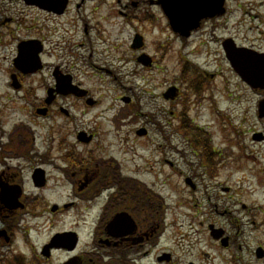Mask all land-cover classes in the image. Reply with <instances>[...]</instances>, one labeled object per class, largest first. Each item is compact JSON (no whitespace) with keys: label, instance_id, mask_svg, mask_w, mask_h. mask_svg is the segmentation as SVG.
Listing matches in <instances>:
<instances>
[{"label":"rangeland","instance_id":"1","mask_svg":"<svg viewBox=\"0 0 264 264\" xmlns=\"http://www.w3.org/2000/svg\"><path fill=\"white\" fill-rule=\"evenodd\" d=\"M228 6V27L235 40L264 46V0H229ZM105 9L101 8L102 14ZM35 14L29 9L22 13L15 1L0 2V21L4 17L9 20L1 29L0 79L6 74L11 40L38 37L42 29L47 51L42 77H50L60 66L97 100V107L85 115L71 108L74 123L98 130L102 141L96 143L104 148L99 155L119 160L124 174L146 186L153 199L158 196L149 189L153 185L161 194L155 198L156 205L163 203L172 209L174 233H183L172 244L178 247L175 254L184 259L181 264L191 260L189 255L196 251L207 253L208 264H214L215 249L211 241L207 243V223L232 233L235 220L243 222L245 232L239 240L249 242L248 264H255L253 251L264 239L259 225L264 221V141L250 139L261 129L255 113L257 96L245 90L221 61L210 32L195 33L181 41L174 39L157 17L155 27L141 30L143 51L152 61L151 67H143L133 59L130 40L134 33L125 21L122 24L116 19L113 28L84 35L71 22L72 12L46 20L44 27V17ZM221 31L227 35L226 30ZM169 87L176 88L177 97L163 98ZM124 97L130 102H123ZM50 124L32 128L37 144L71 130V125L58 121L61 129L53 128L51 133ZM141 129H145L144 135L137 134ZM200 153L214 160L213 169L208 170L205 161L202 165ZM222 188L228 191L222 192ZM66 194L55 186L53 176L43 190L26 191L28 213L19 221L20 231L13 241L0 240V264H57L65 259L64 253L55 252L48 262H42L38 254L50 236L72 229L76 222L72 210L50 211L52 204L65 201ZM222 212L225 215H220ZM246 217H252L255 224L245 225ZM92 227L90 220L76 227L83 244H87ZM11 230L14 233L17 225ZM182 235L186 243L194 242L192 249L179 242ZM17 255H23L24 260L17 263ZM140 258L141 264L151 260V256Z\"/></svg>","mask_w":264,"mask_h":264},{"label":"flooded vegetation","instance_id":"2","mask_svg":"<svg viewBox=\"0 0 264 264\" xmlns=\"http://www.w3.org/2000/svg\"><path fill=\"white\" fill-rule=\"evenodd\" d=\"M2 1L9 4L11 1L17 2L22 13L28 9L35 11V15L45 19L42 20V27L46 20H57L72 12L74 19L71 22L76 28H81L84 35H88L89 31L104 32L105 28H113L117 23L116 19H120L122 24L125 21L133 29L132 39L136 35L140 37L137 47L143 45V28L149 29L150 25L155 27L156 23L162 22L171 31L164 11L170 5H162L161 0H49V3L42 1L37 5L28 4V0H0ZM228 3L229 0H209L201 4L211 8L213 14L201 19L197 29L188 38L195 33L207 34L209 31L212 41L217 45L221 61L235 65V62L245 63L249 56L259 62L256 70L263 71V77L247 78L250 82L241 80L235 67L229 68L244 89L257 96L255 113L261 129L254 132L250 139L263 142L264 46L254 41L235 40L228 27ZM102 7H106L103 14ZM76 13L80 17L77 18ZM253 17L258 18L256 15ZM6 21L9 20L5 17L0 21V41L3 39L1 29ZM221 29L226 30L227 35H222ZM40 32L42 34L35 38L16 36L11 40L10 57L5 59V62L8 60L6 74L0 79V193L3 192L7 197L6 200L0 198V240L9 243L14 240L15 233L20 231L18 224L28 213V204L24 199L26 191L29 188L43 190L53 176L55 186L67 193L65 201L55 205V213L72 210L76 221L70 229L76 232L71 241L75 249L68 251V242L56 249L48 246L47 253L51 255L44 258L39 253V261L48 262L55 252H62L66 257L57 264H141V256H151L149 264H181L184 259L175 254L178 247L172 244L173 239L183 233H174L172 209L163 203L156 205L155 198L161 194L153 185L149 189L153 194L159 195L153 199L146 186H140L138 180L124 174L119 160L113 156L99 155L104 148L99 144L102 137L98 130L74 123L75 114L71 108L80 110L85 115L97 107V100L75 80L69 70L61 69L60 66H56L50 77H42L47 51L43 30ZM174 36V39L181 41L188 39ZM29 43L31 51L28 50ZM130 48L134 51L135 62H142L139 55L145 54L143 48ZM35 51H38L40 68L32 72L35 63L29 66L28 63ZM76 86L85 90V93ZM103 113L100 112L101 115ZM99 116L98 114L96 117ZM58 121L61 125H71V130L37 144L32 136V128L51 123L49 128L53 133V128L61 129ZM200 155L202 165L205 161L209 166L208 170L213 169L214 160L209 154L206 158L205 154ZM167 164L172 165L169 161ZM42 177L44 186L36 188L34 180ZM187 184L192 189L196 188L191 183ZM221 191L227 192L228 188H222ZM251 218L246 217L244 224H255ZM86 220H90L93 227L87 244H83L80 241L81 233L76 227ZM113 222L115 225L107 228ZM14 224L17 225V230L12 233L11 226ZM242 225L243 222L236 223L235 220L230 233L224 227L207 223V243L211 241L215 249V256L212 258L214 264H248L249 242L242 243L239 240V236L245 232ZM259 225L264 238V221L259 222ZM183 238V235L180 236L179 242L186 243L188 240ZM49 241L50 239L42 246L52 245ZM186 244L192 249L194 242ZM189 256L191 260L186 264H208V254L205 252L196 251ZM253 256L254 261H257L255 264H264V239L256 245ZM17 257V263L24 260L21 255Z\"/></svg>","mask_w":264,"mask_h":264},{"label":"water","instance_id":"3","mask_svg":"<svg viewBox=\"0 0 264 264\" xmlns=\"http://www.w3.org/2000/svg\"><path fill=\"white\" fill-rule=\"evenodd\" d=\"M37 1L38 0H30L29 2H31V3H37ZM199 1V3H205V1L206 0H192V4H193V6H192V8L190 7V6H188V7H184V8H180V7H183V4H174L173 5V7H171L173 10H175L176 11V13L177 14H172V15H170V18H171V26H172V29L174 30V31H177V32H179L181 35H186V33H188V31L191 29V28H195V27H197V25H198V21H199V19L201 18V17H204L205 15L204 14H202V13H200V14H197L198 12H199V9H198V7H196L195 6V2H198ZM209 8V7H208ZM180 9V10H179ZM183 9H185V10H183ZM209 9H211V8H209ZM209 9H207L204 13H207L208 12V10ZM191 10H194V16H192L191 15ZM207 14H210V13H207ZM204 15V16H203ZM179 18L180 19H182V20H184V19H187V22H190L191 21V19H192V21L190 22V24H188V26H186L185 28H179V26L178 27H176V24H180L179 23ZM181 29V30H180ZM28 46V48L30 47L29 45H27ZM226 50V49H225ZM227 57H228V54H227ZM142 58H146V57H142ZM36 59V58H35ZM148 59L146 58V62H145V64H148ZM35 63V66H33V68L31 69V71H34L35 69H36V67H38V61H37V59L36 60H34V59H30V62H29V64H31V63ZM239 72L241 73V74H243V72H242V70H239ZM170 95H174V89H169L165 94H164V96L165 97H169ZM40 179H35L34 181H35V184L36 185H42L41 184V182L39 181ZM1 195H4V193L3 192H1ZM7 199V197H5V199L3 198V200H6ZM54 209V208H53ZM52 209V210H53ZM71 234H69V233H64V234H61V235H58L57 236V239H60V238H66V239H68V236H70ZM70 239V238H69Z\"/></svg>","mask_w":264,"mask_h":264},{"label":"bare ground","instance_id":"4","mask_svg":"<svg viewBox=\"0 0 264 264\" xmlns=\"http://www.w3.org/2000/svg\"><path fill=\"white\" fill-rule=\"evenodd\" d=\"M29 1H30V0H28L27 3H28V4H33V5H37L38 3H41L42 1L49 3V0H38L37 3H35V4H34V3H31V2H29ZM31 1H32V0H31ZM170 88H171V89H174V92H175V95H174V96H177L176 88H174V87H170ZM183 239L186 240V237H184ZM26 240H27V238H26Z\"/></svg>","mask_w":264,"mask_h":264}]
</instances>
